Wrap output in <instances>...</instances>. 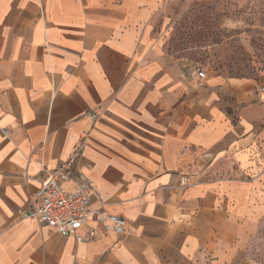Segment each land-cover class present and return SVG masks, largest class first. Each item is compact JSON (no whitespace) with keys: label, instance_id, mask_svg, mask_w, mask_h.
<instances>
[{"label":"crops","instance_id":"1","mask_svg":"<svg viewBox=\"0 0 264 264\" xmlns=\"http://www.w3.org/2000/svg\"><path fill=\"white\" fill-rule=\"evenodd\" d=\"M191 1L0 0V264H234L249 244L264 86L198 65L211 46L170 48ZM85 138L78 167L122 237L77 242L20 214Z\"/></svg>","mask_w":264,"mask_h":264},{"label":"rangeland","instance_id":"2","mask_svg":"<svg viewBox=\"0 0 264 264\" xmlns=\"http://www.w3.org/2000/svg\"><path fill=\"white\" fill-rule=\"evenodd\" d=\"M185 7L170 16V48L211 46L207 55L192 53L198 65L264 86V0H192ZM234 264H264V221Z\"/></svg>","mask_w":264,"mask_h":264},{"label":"built area","instance_id":"3","mask_svg":"<svg viewBox=\"0 0 264 264\" xmlns=\"http://www.w3.org/2000/svg\"><path fill=\"white\" fill-rule=\"evenodd\" d=\"M197 72L200 79L206 78V72L201 69ZM261 90L264 92V87ZM90 119L95 124L98 115L90 114ZM87 144V138L83 139L67 161L37 179L38 188L31 198L30 210L20 214L37 220L55 234L77 242L92 240L100 231L122 237L128 230L127 221L120 215L105 211V198L78 167ZM93 222L96 228L91 227L85 232L84 229Z\"/></svg>","mask_w":264,"mask_h":264}]
</instances>
